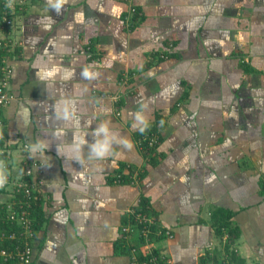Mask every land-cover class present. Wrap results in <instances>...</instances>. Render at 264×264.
<instances>
[{"label": "crops", "instance_id": "0c3cea01", "mask_svg": "<svg viewBox=\"0 0 264 264\" xmlns=\"http://www.w3.org/2000/svg\"><path fill=\"white\" fill-rule=\"evenodd\" d=\"M23 1L0 166L40 183L32 264H129L143 208L165 264H264V0ZM157 127L153 165L138 138Z\"/></svg>", "mask_w": 264, "mask_h": 264}, {"label": "built area", "instance_id": "2783aa9c", "mask_svg": "<svg viewBox=\"0 0 264 264\" xmlns=\"http://www.w3.org/2000/svg\"><path fill=\"white\" fill-rule=\"evenodd\" d=\"M11 0H0V51L2 53V65L0 68V107H4L8 105L10 100L13 98L11 94L8 92L9 84H10V76L11 69L9 64L7 63L8 54L13 53L12 51L15 49L18 42L14 39V29L17 25L15 21V16L11 11ZM18 12L24 9V1L18 0ZM131 16L129 17L130 21L133 18L140 15L139 11L131 7L128 12ZM18 14H16L17 16ZM120 96L118 94L113 95L112 100L114 102H118ZM2 128V122L0 120V129ZM157 135H151L144 139L147 141L148 147H154L157 143ZM2 153V149L0 146V154ZM34 166H21V171L19 177L15 178L12 176L9 170L4 169V171L0 170V189H6L11 192L16 191L22 193L26 197H31L32 195H38L39 193V185L40 183L34 179L33 175ZM120 177L117 178V182H120ZM29 207V205H27ZM20 208L19 211L9 212V219L15 221V224L19 226L18 229L11 230L9 232L5 230H0V245L7 242L12 241L17 244H13V247L8 251L6 248L0 246V262L2 263H17V264H30L33 257V227H32V219L30 217V211L28 208ZM130 214L136 220V224L132 227L128 225L122 227V233L125 235V238H130L134 236L136 233L135 229L142 225L141 234L146 237V242L144 246L147 249H141L142 258L138 257L136 254V248L132 247L130 249L131 252V261L130 264H159L164 262V258L151 256L149 259H146L147 256L151 255L152 252L150 247H152V243L148 241V234L150 233V226L153 225L154 219L150 218L145 214L140 212H135L134 210L130 211ZM139 231L138 229H136ZM159 234L160 232L157 231ZM170 236V234L167 232ZM148 260V261H147ZM159 261V262H158Z\"/></svg>", "mask_w": 264, "mask_h": 264}, {"label": "trees", "instance_id": "16d2710c", "mask_svg": "<svg viewBox=\"0 0 264 264\" xmlns=\"http://www.w3.org/2000/svg\"><path fill=\"white\" fill-rule=\"evenodd\" d=\"M18 1V0H16ZM11 11L13 12L14 16L16 17V14H18V4L15 2H13V0H11ZM17 7V8H16ZM1 5H0V9H1ZM137 15V14H136ZM15 50V49H14ZM13 50V51H14ZM12 51V52H13ZM2 53L0 51V68L2 65ZM8 92H9V88H8ZM10 94V92H9ZM5 107V106H4ZM3 108V107H0ZM1 120V119H0ZM159 128H151V129H146L144 130L141 134L139 139V144L142 147V149L145 152V156L147 158V160L149 161V164H156V160H155V156H154V150H156L157 145L160 142V137L158 134ZM157 134V143L156 146L154 147H148L147 141L144 139H147V137H150L151 135H156ZM0 138H1V129H0ZM5 167V168H4ZM0 166V170L4 171V169L9 168L8 166ZM127 179L125 178H121L120 182L121 183H128ZM262 192L264 193V187L262 188ZM0 193L3 194H8L9 195V199L6 202H2L0 203V230H5L7 232L11 231V230H15L18 229L19 226H17L15 224V221H12L9 219V212H15V211H19V209L22 208H26L27 205H29L28 210L30 211V217L32 219V229H33V242L34 240H37V232L41 229L44 219H43V213L40 209V193H38V195L36 194L35 196L32 195L31 197H26L24 196L22 193L20 192H16V191H9L6 189H0ZM140 208V207H137ZM144 210V211H143ZM143 210L141 209H136V212H140L142 214H145L147 216L149 215V212L147 210H145L143 208ZM231 212L229 211H223V210H216L214 211L212 217H213V226L216 230V232L219 235L223 234V230H225V228H227L228 223L224 222V220H228L231 218ZM129 220H128V224L124 223V225H122V227L128 225L129 227H132L134 224H136V220L134 219V217L132 215H129ZM155 223V224H154ZM153 225L150 226V233L148 234L147 238L149 243L155 244V240L157 239H162V238H171L172 235L171 233L168 231V233L170 234V236L168 234H166V231H159L160 233H157V228L155 227L156 222H154ZM122 227H121V236H122V242H121V247L120 249H122L121 251L123 252L125 249H127V252H130V249L132 247L136 248V254H138V257L141 259L142 258V253H141V248L140 246H144L146 240V237H144L141 233L142 230V225H139L138 229L139 231H136V233L134 234V236H131L129 239L125 238V235L122 233ZM229 235L233 234V232L229 231L228 232ZM229 237V236H228ZM125 238V239H124ZM13 244H17L16 242H13ZM12 241H7L3 244H1V247L6 248L8 251L10 250V248L13 247ZM34 243H33V257H32V261L30 264L33 263L34 260ZM152 254L147 256L146 259H149L151 256H157V257H164L158 250H156L155 248H153L151 250ZM148 261V260H147ZM212 261L213 264H246V262L239 257V255L234 252L233 250L231 251H227L226 252V256L225 258H223L222 260H217V259H212L209 258L208 255L204 256L202 258V264H209V262ZM159 262V261H158ZM0 264H6V263H2L0 262ZM9 264H17V263H9ZM130 264V263H129ZM159 264H165V262L159 263Z\"/></svg>", "mask_w": 264, "mask_h": 264}, {"label": "rangeland", "instance_id": "374dc122", "mask_svg": "<svg viewBox=\"0 0 264 264\" xmlns=\"http://www.w3.org/2000/svg\"><path fill=\"white\" fill-rule=\"evenodd\" d=\"M8 197H9V195H8Z\"/></svg>", "mask_w": 264, "mask_h": 264}]
</instances>
